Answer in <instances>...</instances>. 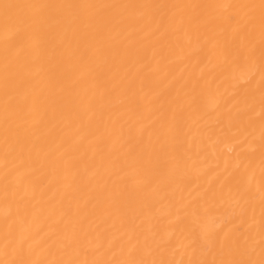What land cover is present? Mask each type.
Returning <instances> with one entry per match:
<instances>
[{"label":"bare ground","instance_id":"obj_1","mask_svg":"<svg viewBox=\"0 0 264 264\" xmlns=\"http://www.w3.org/2000/svg\"><path fill=\"white\" fill-rule=\"evenodd\" d=\"M0 264H264V0H0Z\"/></svg>","mask_w":264,"mask_h":264}]
</instances>
